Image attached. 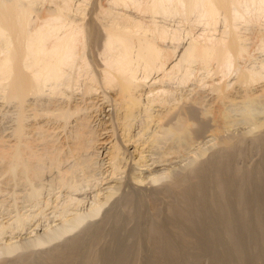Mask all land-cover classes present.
I'll list each match as a JSON object with an SVG mask.
<instances>
[{"label": "bare ground", "instance_id": "6f19581e", "mask_svg": "<svg viewBox=\"0 0 264 264\" xmlns=\"http://www.w3.org/2000/svg\"><path fill=\"white\" fill-rule=\"evenodd\" d=\"M70 1L41 17L38 0H0V180L35 208L45 189L70 198L54 206L58 228L21 244L4 236L0 264H264V58L246 34L264 0H111L146 24L101 7L85 23ZM171 18L187 30L182 44ZM198 72L219 77L207 102L174 97L168 82ZM211 129L203 153L197 140ZM249 152L259 158L237 167ZM93 183L97 200L79 213L71 193ZM31 217L17 214L0 236ZM124 219L136 225L128 236ZM105 236V250L85 258Z\"/></svg>", "mask_w": 264, "mask_h": 264}, {"label": "rangeland", "instance_id": "374dc122", "mask_svg": "<svg viewBox=\"0 0 264 264\" xmlns=\"http://www.w3.org/2000/svg\"><path fill=\"white\" fill-rule=\"evenodd\" d=\"M60 0H38L37 2V5L35 7V10H36V14L43 17L45 16L46 12L51 10L52 9V6H54L55 3L59 2ZM74 2V4L76 6H78L80 9H82L83 11L82 12H79L77 14H82V17L84 18V22L86 23L89 19V15L91 14L92 10L95 9V8H98V7H101V8H104V9H108L109 12L111 13L112 16H130L131 18L135 19V20H138V21H141L143 24H146L147 22V18H146V15L144 14H141L140 12H138L136 9H134V6L131 5V4H128L127 6L122 4V3H112L111 0H72ZM70 1V2H72ZM104 16L101 15V13L98 14L97 16V19H100V18H103ZM174 23L172 25H175L181 29H184L185 26H183L181 23V21L178 19V18H171ZM108 20V22L110 21L109 18H105V20H101L99 21L100 24L102 23H105V24H109L108 22H106ZM264 27V17H261L260 19L258 20H251L250 23L247 25V35L250 37L249 41H248V46H249V51L251 52V54L253 55V57H257L258 60L262 59V57L264 58V52L263 51H259V41H258V38H256V34H258L259 30L263 29ZM197 27H194V29L192 31H190L192 34H195L197 32ZM187 30L186 28L183 30V31H180L178 30V34L180 36V40L182 41H179V44L183 43L186 41V38H188L189 36L186 34ZM254 34V35H253ZM186 37V38H185ZM251 42V43H250ZM177 43V42H175ZM258 44V45H257ZM259 51V52H258ZM257 52V53H256ZM87 53H88V50H87ZM89 54V53H88ZM90 55V54H89ZM197 72V70L195 71ZM197 75V76H196ZM264 74L261 73V75H259L258 77V80L263 82L264 84ZM195 77H193V79L188 82L187 84H182V86H180V84H178V80L175 79V80H169L170 82H168L169 85H171L172 87V92L174 95V97H180L181 94L182 96L181 97H184L185 95L187 96H191L193 97V99L198 103V104H205L204 102H207V98H210V92L211 90L209 88L212 89L211 87V84L214 83V81H217L216 79H219V77H215L214 78V75H212L211 77H207L205 79V76L201 73H197L194 75ZM203 76H204V79H203ZM200 77V78H199ZM214 79H213V78ZM202 78V80H201ZM263 78V80H262ZM196 79V80H195ZM211 79V80H210ZM199 80H201V83L199 82ZM151 80L149 79V81L147 82H150ZM212 81V82H211ZM196 82V83H195ZM199 82V83H198ZM151 83V82H150ZM203 83V85H202ZM211 83V84H210ZM193 84V85H192ZM222 84V83H221ZM220 84V85H221ZM168 85V86H169ZM207 85V86H206ZM200 86H204L203 88ZM210 86V87H209ZM170 87V86H169ZM184 87V88H183ZM193 87V89H192ZM199 89V90H198ZM205 91H204V90ZM175 91V93H174ZM188 91V92H187ZM193 91V92H192ZM178 92V93H177ZM196 92V94L194 93ZM198 92V93H197ZM187 93V94H186ZM191 93V94H190ZM212 93V92H211ZM179 95V96H178ZM195 95V96H194ZM198 96V97H197ZM200 98V99H199ZM203 99V100H202ZM204 99H206V101H204ZM201 100V101H200ZM201 103H200V102ZM203 101V102H202ZM0 103H1V100H0ZM213 109V108H212ZM211 109V111H212ZM2 109H0V128H1V131L4 130V127H6L8 125L7 123V117L8 115H5L2 114L3 112H5V110H3L2 112ZM214 111V109H213ZM6 120V121H5ZM2 122V123H1ZM6 124H5V123ZM3 124V125H2ZM6 125V126H5ZM91 125L94 126L95 123H92L91 122ZM240 125V124H239ZM237 125V127H235V130H241L243 129V132H247V130H249L248 125L245 126L244 124H242V127L241 125L239 126ZM244 125V126H243ZM213 127V125H211ZM246 127V131L245 128ZM95 128V126H94ZM212 130V129H211ZM209 131H207L206 133H204V135L200 138H198L199 140H197V145L199 143V146L200 147V151L201 152H209L210 151V148L211 146H213V143L214 141L212 140V134H213V130L210 131L212 133H208ZM212 142V143H211ZM204 145V146H203ZM206 146V147H205ZM202 148V149H201ZM205 149V150H204ZM204 150V151H202ZM209 150V151H208ZM206 154V153H205ZM193 157V155L190 156V158ZM256 158V159H255ZM257 157L256 154L252 153V152H249V154L247 153L246 157L243 158L242 160H239L237 162V167L239 168H242L244 165L247 167H249L250 165H252L255 160H257ZM186 161L183 163L180 164L181 167L186 164ZM253 162V163H252ZM252 163V164H251ZM49 170V168H48ZM48 170L45 169V172ZM95 183H93L92 185L93 186H89L88 188H83L82 190H80L81 192H76L74 195L73 193H71L72 195V199H76V204L74 206H72L73 208L76 207V205L79 203V201L81 202V204L77 205L78 207H76L75 209L79 211V213H86L89 211V205L93 204V202L97 199H95L94 195L97 193V187L94 186ZM4 185V186H3ZM154 185V184H153ZM148 185V187H153ZM7 188H6V187ZM9 186V185H8ZM7 185L3 184L0 180V225H4V226H8V224L10 226H12V223H13V220H14V217L18 214V215H24L26 216V214L28 215V217H31V218H28L29 221H27V223L29 225H27L25 228L26 229H22V230H15L13 229V231L11 229H8L6 231V233L0 237H2L0 239V245H2L1 243H4V239L6 238H9L11 236V234H13L12 236L13 237H16L14 240L15 242L21 244L22 242L24 243L26 240L28 241H34V239H38V237H41L44 233V230H54L56 228L59 227V223H60V217L58 216L57 214V211L55 210V207L56 209L59 207V208H62L63 205L66 204L69 198L68 194L66 192H64L63 190L61 191V189H58V188H51V190L47 191L48 189H45L40 197V200H39V203L41 202V205L37 204L36 205V208L34 206V204H29L32 206H28V203L27 201H25V199L22 197L23 195H21L19 192L16 193V191H13L10 187H8ZM157 185H154V187H156ZM10 188V189H9ZM10 190V191H9ZM13 192H12V191ZM54 191V192H53ZM83 191V192H82ZM96 193H95V192ZM15 193V195L12 193ZM94 195H93V193ZM66 193V195H65ZM85 193V194H84ZM92 193V194H91ZM102 192H100L101 194ZM7 194V195H6ZM20 194V195H19ZM89 194V195H88ZM103 194V193H102ZM3 195V196H2ZM92 195V196H91ZM87 196V197H86ZM103 196V195H102ZM14 197V198H13ZM43 197V198H42ZM93 197V198H92ZM23 198V199H22ZM58 198V199H57ZM66 198V199H65ZM92 198V199H91ZM101 198V196H100ZM42 199V200H41ZM70 199V198H69ZM79 199V200H78ZM18 200V201H17ZM94 200V201H93ZM78 201V202H77ZM83 201V203H82ZM93 201V202H92ZM3 202V203H2ZM7 202V203H6ZM65 202V204H63ZM60 204V205H59ZM56 205V206H55ZM38 206V207H37ZM55 206V207H54ZM107 206H105V208H107ZM54 208V209H53ZM25 210V211H24ZM32 210V211H31ZM103 210H106L103 208ZM34 212V213H33ZM36 214V215H35ZM40 214V215H39ZM52 214V215H51ZM101 213L100 215L98 216V218L95 220H90L93 221L92 223H97V221H100L102 219L101 217ZM51 218V219H49ZM101 218V219H100ZM31 220V221H30ZM128 221V222H127ZM124 219L123 222L121 223V231L125 234V235H129V233L136 227L135 223L129 219L127 220ZM132 221V222H131ZM10 222V223H9ZM32 222V223H31ZM88 223H86L85 226H88V224H91L89 221H87ZM37 224V225H35ZM41 225V226H40ZM83 225V227L81 226L79 230H76V232H73L72 235H67V237L65 236L63 239H60L59 241H56V242H53L51 245L49 244L48 246L45 245L44 247H41L37 250V253H43L51 248H55V247H58L59 245H62L64 244V241L68 240L69 238H72L73 236H76V235H82L85 231H84V228L86 230V227ZM8 226V227H10ZM44 226V227H43ZM109 228V227H108ZM10 230V231H9ZM48 230V231H49ZM84 232H82V231ZM125 230L127 231V234L125 233ZM10 232H12L10 234ZM14 232V233H13ZM32 232V233H31ZM22 233V234H21ZM10 234V235H9ZM18 234H21L20 236H18ZM26 234V235H25ZM76 234V235H75ZM4 236L6 238H4ZM18 236V237H17ZM69 237V238H68ZM18 238V239H17ZM28 238V239H27ZM2 239H3V242H2ZM13 240V241H14ZM140 242L142 244L143 242V238H140ZM110 243V240L106 241V236L105 237H101L98 244L96 245V248L94 249H91L89 250L88 254L85 255V258H94L97 254V256L100 254L99 252L100 251H104L106 246ZM143 245V244H142ZM52 246V247H51ZM47 247V248H46ZM35 250V251H36ZM43 251V252H42ZM98 252V253H97ZM115 254H117V250L115 252ZM96 256V257H97ZM16 257V256H14ZM13 257V258H14ZM12 258V259H13ZM35 264V263H34ZM37 264H40V263H37ZM198 264H207V261L206 259H202L200 261V263Z\"/></svg>", "mask_w": 264, "mask_h": 264}]
</instances>
